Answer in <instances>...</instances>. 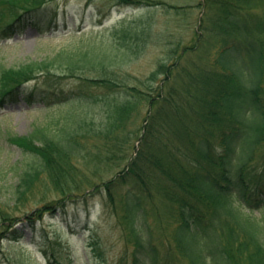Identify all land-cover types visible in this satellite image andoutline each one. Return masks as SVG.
<instances>
[{
	"label": "trees",
	"instance_id": "16d2710c",
	"mask_svg": "<svg viewBox=\"0 0 264 264\" xmlns=\"http://www.w3.org/2000/svg\"><path fill=\"white\" fill-rule=\"evenodd\" d=\"M54 2L0 0V39L28 24L56 27ZM111 2L109 8L160 4ZM201 6L214 13L200 34L220 45L212 64H196L199 74L186 71L191 79L184 88L175 68L199 49L182 43L177 61L139 80L143 89L108 78L123 56L95 44L77 42L0 70V108L22 98L66 108L63 115L75 117L65 124L62 116L50 117L29 135L9 137L33 156L16 200L26 201L38 184L60 196L35 206L25 216L29 226L57 204L64 209L77 198L87 203L96 193L116 203L119 195L123 215L116 223L125 247L113 264H264V0H204ZM100 14L98 22L107 15ZM144 102L149 109L143 124L128 128ZM95 105L107 112L102 121L81 110ZM132 137L137 146L129 145ZM105 154L121 161L108 179L91 181L107 165ZM18 219L0 201V240L5 231L18 232Z\"/></svg>",
	"mask_w": 264,
	"mask_h": 264
},
{
	"label": "rangeland",
	"instance_id": "374dc122",
	"mask_svg": "<svg viewBox=\"0 0 264 264\" xmlns=\"http://www.w3.org/2000/svg\"><path fill=\"white\" fill-rule=\"evenodd\" d=\"M159 1L160 4L153 6L109 8L111 0H55L54 4L60 11L55 21L56 29H38L27 25L14 36L0 39V70L49 57L58 49L77 42L82 45L95 44L123 56L110 72H106L108 78L143 89L145 87L140 85L139 80L162 63L177 61L182 44H187L197 46L199 51L188 55L186 60L180 58V65L177 62L179 66H176L174 73L177 72L179 81H182L179 85L184 88V81L191 79L186 71L195 70L199 62L200 65L212 64L218 51L219 42L213 40L209 33L200 34V25L204 21L205 30L212 24L214 11L201 6L204 0ZM100 12L107 15L98 22L99 18H103ZM179 43H182L180 47L177 46ZM206 51L212 55H205ZM196 72L199 74L198 69ZM165 77V74L159 75L158 85L164 84ZM189 82L194 88V81ZM139 106L127 123L132 130L141 127L149 109L145 102ZM99 108L95 105L88 111L87 107L82 106L81 110L87 114L90 112V118L102 121L107 112H103L104 107ZM65 109L55 105L46 106L41 102L28 104L23 101L0 109V201L19 218L15 224L18 232L5 231V236L0 240V264H113L124 250L125 239L116 223L117 217L123 215L119 195L116 196V203L108 202L105 194L96 193L87 203L77 198L65 202L64 209L57 204L55 209L45 210L43 217L33 226L28 225L25 216H30L35 206L41 207L46 202L58 199L59 194L50 187L38 184L26 201L16 200L20 175L33 161V156L12 144L9 137L29 135L50 117L55 119L62 116V124L74 119L69 114L63 115ZM135 138L130 139L129 145L134 143L137 146ZM104 158L107 165L102 163L103 169H99L101 173L94 175L91 181L99 182L101 175L108 179L112 175V167L115 169L116 163L121 161L119 155L105 154ZM42 191H47L45 198L41 197ZM252 213L258 216L260 212Z\"/></svg>",
	"mask_w": 264,
	"mask_h": 264
}]
</instances>
